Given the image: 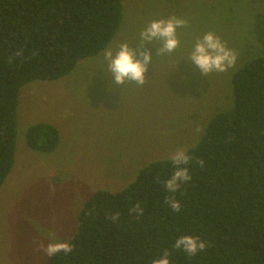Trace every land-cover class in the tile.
Masks as SVG:
<instances>
[{
    "label": "trees",
    "instance_id": "1",
    "mask_svg": "<svg viewBox=\"0 0 264 264\" xmlns=\"http://www.w3.org/2000/svg\"><path fill=\"white\" fill-rule=\"evenodd\" d=\"M122 11V0H0V186L13 166L20 87L58 79L98 54ZM230 88L231 107L215 113L187 149L189 181L169 193L163 181L175 165L162 158L118 191H95L77 217L72 252L49 264H152L165 251L170 264H264V55L234 71ZM58 139L46 122L25 133L38 151L53 150ZM173 196L179 212L165 203ZM137 203L143 213L130 211ZM182 235L207 246L189 255L174 247Z\"/></svg>",
    "mask_w": 264,
    "mask_h": 264
},
{
    "label": "rangeland",
    "instance_id": "2",
    "mask_svg": "<svg viewBox=\"0 0 264 264\" xmlns=\"http://www.w3.org/2000/svg\"><path fill=\"white\" fill-rule=\"evenodd\" d=\"M122 7L120 26L105 48L125 41L138 48L152 19L175 15L189 23L177 29L180 45L170 54H157L159 41L145 43L152 61L143 86L114 85L104 48L58 79L20 87L13 166L0 186V264H49L42 241L52 234L69 240L95 191H118L149 162L192 147L206 122L231 107L233 72L264 55V0H122ZM209 30L238 55L233 68L205 77L187 57ZM37 122L57 129L53 150L26 144V130Z\"/></svg>",
    "mask_w": 264,
    "mask_h": 264
},
{
    "label": "clouds",
    "instance_id": "3",
    "mask_svg": "<svg viewBox=\"0 0 264 264\" xmlns=\"http://www.w3.org/2000/svg\"><path fill=\"white\" fill-rule=\"evenodd\" d=\"M189 21L184 17L175 15L152 19L140 32V42L138 48L130 47L128 42L120 43L115 50L108 47L103 51V58L107 62V73L110 81L114 85H123L125 81H133L138 86L146 83L145 72L152 61V53L145 50V43L159 41L158 55H166L174 52L180 45L177 34L178 28H185ZM237 52L228 47L226 41L216 32L209 30L196 38L192 50L187 57L188 61L198 70L201 75L207 77L212 72H226L233 68L237 59ZM140 58H137V57ZM175 165L174 172L163 181L164 188L169 193L178 191L184 182L191 179L187 165L191 159L188 151L184 147H177L169 156ZM165 203L175 211L179 212L181 203L174 196L166 197ZM132 212L143 213V208L137 203ZM113 221L119 219V213L111 216ZM207 246V241L193 235H182L175 241L174 247L182 249L189 255H195L198 251H203ZM74 245L67 239H61L54 234L48 238V243L43 241L39 248L49 257L61 252L71 253ZM152 264H170L169 253L165 251L160 258H155Z\"/></svg>",
    "mask_w": 264,
    "mask_h": 264
}]
</instances>
